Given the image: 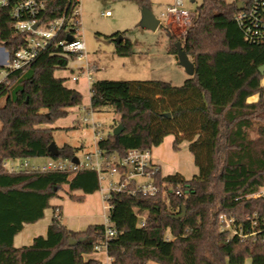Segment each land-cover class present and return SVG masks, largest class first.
<instances>
[{
  "label": "trees",
  "instance_id": "obj_1",
  "mask_svg": "<svg viewBox=\"0 0 264 264\" xmlns=\"http://www.w3.org/2000/svg\"><path fill=\"white\" fill-rule=\"evenodd\" d=\"M136 1L149 6L148 0ZM66 4L48 0L41 19L56 18ZM237 11L235 1L202 0L184 36L161 25L169 39L167 52L177 58L180 42L195 65L194 75L183 85L160 79L91 84L90 109L112 112L113 127H124L119 135L111 132L98 140L103 156L152 149L174 134L173 148L188 141L199 168L190 179L158 172L160 192L154 196L111 193L108 217L117 234L108 253L114 264H246L248 258L264 264V195L254 196L264 187V74L259 70L264 44L245 39ZM24 41L13 32L9 10L0 8V46L12 59ZM116 42L117 54L133 53L131 41ZM67 56L61 46L50 45L0 82V264H100L85 256L103 240L104 224L71 230L61 220L60 206L50 203L65 185L71 199L83 201L100 189L98 172L10 171L4 166L7 160L77 155L70 144L52 154L54 128L43 126L83 103L82 93L55 75L67 68ZM255 95L259 98L251 101ZM77 190L83 195L72 194ZM50 207L54 214L47 234L30 245L15 246L14 237L25 224L44 218ZM183 207L186 215L177 219ZM221 214L233 218L232 229L225 227ZM70 239L77 243L69 245Z\"/></svg>",
  "mask_w": 264,
  "mask_h": 264
},
{
  "label": "rangeland",
  "instance_id": "obj_2",
  "mask_svg": "<svg viewBox=\"0 0 264 264\" xmlns=\"http://www.w3.org/2000/svg\"><path fill=\"white\" fill-rule=\"evenodd\" d=\"M184 1L185 9L191 13L190 18L171 16L168 19L165 18L161 23V25L170 26L180 36L186 34V30L191 26L194 10L202 2V0ZM228 1L233 2L234 0ZM148 2V7L158 17L162 12H166L174 0H148ZM143 7L136 0H82L80 37L86 43L87 56L85 59L79 60L77 56L68 55V66L62 70L69 75L76 74L83 78L82 67L88 62L91 66L96 67L91 69L92 82L102 79L116 81L160 79L171 81L176 86L183 85L190 75L178 64L176 56L167 52L169 39L164 27L160 25L154 31L141 25ZM106 11H111V16L104 15ZM118 37L124 42L131 41L133 53L130 56H121L116 53ZM2 70L4 68L0 66V72ZM0 79H2L1 74ZM69 79L71 78L69 77ZM73 84H77V82L74 81ZM3 103L4 101L1 100L0 104ZM88 112L85 107L78 112H71L69 117L73 114L74 117L70 118V125L55 129L53 133L58 146L65 143L75 146L77 157L81 161H85L87 154L95 153L99 138H106L115 128L113 126L116 116L112 112H96L94 115ZM85 117L87 120L84 119ZM95 123L98 124V132L94 128ZM174 139L175 135L170 134L162 142L163 144L161 143L162 151L168 153L167 157L161 156L164 159L162 172L167 174L169 167L172 172H177L178 168L181 169L185 177L192 178L199 173V168L189 150L188 141L184 140L176 150L173 148ZM11 161L7 160L10 165ZM15 161V163L28 161L32 167L47 163L49 158L16 159ZM112 177L110 174H105L101 180V187H106L108 180ZM262 190L264 187L260 189V191ZM57 199L68 213L66 218H61L68 226H71L72 222L78 223L87 218L86 206L80 207L78 201L71 199L65 190L61 191V196L59 195ZM88 200L86 201H94L98 204L99 197L94 196L92 201ZM60 208L62 213L63 208L61 206ZM102 210L101 205L93 208L98 220L103 219ZM51 214L52 207L47 211L48 217ZM147 264L158 263L150 261Z\"/></svg>",
  "mask_w": 264,
  "mask_h": 264
},
{
  "label": "built area",
  "instance_id": "obj_3",
  "mask_svg": "<svg viewBox=\"0 0 264 264\" xmlns=\"http://www.w3.org/2000/svg\"><path fill=\"white\" fill-rule=\"evenodd\" d=\"M241 8L235 15L238 26L243 30L245 39L249 42L264 44V0H234ZM48 0H0V8H6L10 12L11 25L15 35H23L24 45L20 47L10 58L8 50L0 46V66L4 68L0 72L2 79L8 72L18 70L29 65L39 53L50 45L61 46L66 55L77 56L79 59L86 58V43L80 37V26L82 16V0H67L66 7L61 15L56 18L44 21L41 18L46 11ZM238 7V6H237ZM111 11H106L104 15L111 16ZM191 13L185 9L184 0H174L166 12H162L158 18L160 23L171 16L179 18H190ZM71 38L72 40H69ZM94 66L82 68V73L89 74ZM71 79L77 81L79 76L74 74ZM87 120V118H84ZM98 124H94L97 131ZM101 139V138H99ZM153 149V148H152ZM152 149L140 150L131 149L127 155L120 157L117 154L103 156L99 148L95 153L85 156V161L79 160L77 163L73 159H51L42 165L30 167L28 161L20 163L18 166H4L10 171L18 169L29 170H59L76 173L81 170H96L99 174L100 182L105 174L113 176L108 180L107 188L104 190V200L106 209L109 212L108 202L112 192H127L136 194L137 192L146 195H157L160 192L159 185L155 182V176L161 172V166L155 162ZM256 195H264V190L258 191ZM221 221L226 228L232 229L233 218L220 215ZM104 238L94 246V252L104 251L108 260L100 264H114L113 258L108 253L110 240L117 234V230L110 221L108 215L105 222ZM145 224V217H141L140 225ZM233 232L237 231L233 229ZM246 237L247 235H242Z\"/></svg>",
  "mask_w": 264,
  "mask_h": 264
},
{
  "label": "crops",
  "instance_id": "obj_4",
  "mask_svg": "<svg viewBox=\"0 0 264 264\" xmlns=\"http://www.w3.org/2000/svg\"><path fill=\"white\" fill-rule=\"evenodd\" d=\"M83 59H79V60H83ZM176 61H178V58H176ZM178 64H179V62H178ZM89 65L90 64H88V62H86V64L82 68L84 69V68H86ZM95 68L96 67L94 66L93 69H95ZM55 75L57 77L65 78V85L66 86H68L70 88H75V89L79 90L82 93V95H83V103L81 105H77V106L71 107L69 109V114L71 112H78L83 107H85V109H88V111H89L88 113H90L91 115H94L96 113V112H93L90 109L91 84H92L91 70H90L89 74H87V73L86 74H83L84 75L83 78L82 77H79V79L76 81L77 84H73L74 81L72 79H69V77L71 78L74 74L69 75V74L65 73L62 69L56 70ZM262 85L264 87V77L262 79ZM258 98H259V95H255V96L251 97L250 100L251 101H255ZM69 114L66 117H64V118L57 119L52 124L43 125V126L53 127L54 130L55 129H59V128L68 127L70 125V118L74 117V114H73V116L71 115V117H69L70 116ZM165 139H166V137H165ZM54 141H55V138H54ZM65 144H68V143H65ZM162 144L159 145L158 147H153V149H152L153 158H154L155 162H157L161 166V171H163V164H164V159L161 156L167 157V154H168L166 151L165 152L162 151V149H163L162 148L163 147ZM188 145H189V143H188ZM58 147H60V146H58ZM97 148H98V143H97ZM192 156H193V154H192ZM15 162H16L15 160H12L11 161V165H10L9 162L6 161V163H7L8 166H15L16 167V166H18L20 164V163H15ZM176 171L177 172H172L171 171V168L169 167V170H168L167 174L180 173V174L184 175L183 172L181 171V169H178L177 168ZM162 174L163 175H167V174H165L163 172H162ZM186 178L187 179H190L189 177H186ZM100 184H101V182H100ZM106 188H107V186L104 187V188L100 187V189L98 191H96L94 193H91V194H86L83 201H81V202L78 201L80 207L86 206V210H87V213H88L87 214L88 215L87 218L82 219L78 223L77 222H72L73 225L71 224V226H68L63 221L62 222L69 229L75 230V231H83L89 225H92V224H103L105 222V220H106L107 215H108V211L106 209V202L104 200V194H105V191L104 190ZM64 190L69 194V188H68L67 185H65ZM72 194H75V195H83V192L81 190H77V191H73ZM59 195L61 196V191L59 192ZM94 196H98L99 197L98 204H96L94 201L93 202H87V201H89L88 199L91 200L92 197H94ZM50 203H51V206H61L63 208V212H62L61 218H66V215H68V213L64 209V206H62L63 204L58 201L57 197L56 198H53ZM100 205H101V208L103 209L101 211V215H102V218H103L102 220H100V219L98 220L97 217H95V213L93 211V208L100 207ZM48 209L49 208H47L45 210V216H44V218L40 219L39 221H37L35 223L25 224L23 230L21 232H19L14 237V245L15 246L21 247V246H25V245H30V244L33 243L35 237H37L39 235H44L45 236L47 234L48 227H49V225H50V223L52 221L53 214H54V210L52 208V214H51V216L48 217V215H47ZM64 212H66V213H64ZM85 257L86 258H94V259L99 260L100 262H106L108 260L107 253L104 252V251H101V252H93L91 254L86 255ZM246 264H252V260L250 258H248L246 260Z\"/></svg>",
  "mask_w": 264,
  "mask_h": 264
},
{
  "label": "water",
  "instance_id": "obj_5",
  "mask_svg": "<svg viewBox=\"0 0 264 264\" xmlns=\"http://www.w3.org/2000/svg\"><path fill=\"white\" fill-rule=\"evenodd\" d=\"M194 2V0H191ZM238 8H241V4L237 5ZM141 25L143 27L149 28L151 30H157L158 27L161 25L160 19L152 12V10L148 6H144L142 8V19H141ZM69 40H72L69 38ZM116 41H121V38L118 37ZM177 46V58L179 64L185 69L186 73L190 76L194 75L195 73V65L187 52L183 49L182 44L178 42L176 44ZM261 74H264V65L259 68ZM170 116V114H168ZM124 127L122 124H118L114 129H113V134L114 135H119L123 131ZM49 150L52 154H57L58 153V146L56 142H52L49 146ZM73 161L77 163L79 161L78 157L75 156L73 158ZM186 215V209L183 207L182 213L179 215L175 216L177 219H181ZM77 243L76 240L70 239L69 245H75Z\"/></svg>",
  "mask_w": 264,
  "mask_h": 264
}]
</instances>
